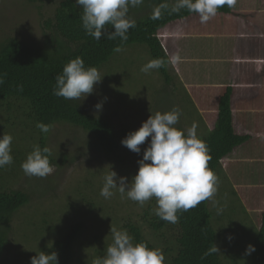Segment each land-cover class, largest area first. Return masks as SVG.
Returning <instances> with one entry per match:
<instances>
[{
  "label": "rangeland",
  "instance_id": "1",
  "mask_svg": "<svg viewBox=\"0 0 264 264\" xmlns=\"http://www.w3.org/2000/svg\"><path fill=\"white\" fill-rule=\"evenodd\" d=\"M59 1L44 0L31 4L25 0H0V42L15 36L27 42L42 45L48 35L44 29V21L51 17ZM244 3L248 6L251 4L252 8L255 7V3L251 0H244ZM198 17L196 23H191L189 27H187V21H177L160 33L163 49L169 60L172 55L176 54V51L184 53L183 56H179L178 61L168 64V74L172 79L169 85L165 83L158 70H151L148 74L141 71V67L152 60L144 45L127 46L116 54L106 67L99 70L101 77L104 78L95 86L94 93L85 99H79L84 110L109 121L118 132L129 127L136 131L151 113H165L175 107L181 112L176 127L180 126L187 130L195 124L199 137H204L208 130H213L214 118L208 119L205 116V114L211 115V108L205 112L204 106L205 101L216 103L217 93L212 89L206 91V94L200 89L196 92L190 77L197 76L200 82L202 74L197 73L196 67L186 68L187 71H183L182 66L185 65L186 58L190 59L192 55L197 61L202 63L205 61L209 65L211 78L216 77L220 67H214V62L218 63L224 58L219 56L220 52L214 46L218 43L219 48L226 47L225 56L228 65L238 27L229 17L225 18L222 15H216L206 23H201ZM193 27H195L194 30ZM248 29L241 34L239 39L242 40H238L240 46L237 50L239 55L237 66L244 63L243 61L255 62L254 66L246 63L247 74L251 78L250 68L252 70L261 68L259 66L264 64V58L260 59L256 53L247 51L251 48V51L255 52L253 46L256 50L259 49L253 38L255 34L260 35L261 33L256 28L254 32ZM192 30L193 33L185 35ZM186 47L190 53H185ZM210 83L211 80L208 79L207 85L211 86ZM253 85L255 87L252 90H242L241 95L244 98H251L254 94L257 95V92L260 93L258 88L264 85L261 75ZM211 94L213 97L207 99ZM105 97L107 100L103 103L102 111L96 113L95 105L104 101ZM91 140L90 135L82 129L65 123L58 124L51 131L48 146L52 155L59 156L63 161L59 162L58 167L55 166L53 173L46 178L28 177L19 165V171L8 176V189L24 191L31 198L29 204L13 217L9 246L0 264H31V258L40 252L39 247L43 240L41 235L37 237L39 223H43V220L49 222L51 218L55 220L54 225L59 224L62 227L77 221L84 223L85 228L75 247L74 262V264H84L96 255L95 250L101 246V243L103 245L111 241V226L121 230L129 215L138 219L137 215L142 213L143 208L150 203L156 207L155 199H151L141 207L137 202L121 198L117 192L112 198L102 202L104 203L102 213L96 210L90 211L88 205L81 201L79 193L87 195L88 200L99 202V197L100 199L102 197L100 191L104 183L103 177L111 170L115 171L119 177H128L131 181L138 172V161L142 159L143 149L147 146L146 142L141 146V153L136 154L122 145L117 153L109 157L93 147ZM28 147L29 149L34 148V145L30 144ZM29 149H27L26 156L30 153ZM255 152L257 155L262 152L264 156V151ZM257 155L250 154V151H245V149L234 151L232 160L238 164L237 170L230 169L234 161L228 162V169L225 168V170L230 173H226V176L231 175L230 180L222 178V183L225 185L221 187H225L229 181L236 182L235 178H239L240 190L245 189L241 198H246V195L249 196L251 193L255 195L251 198L254 206L246 208L249 215L246 214L244 208L234 211H230V207L223 209L225 213L234 215L230 227L232 226L233 234L236 236H241L243 229L248 228V233L256 229V225L259 224L257 215L264 211V157L259 162L255 159ZM251 158L252 160L249 161ZM232 188V185L230 187L229 184L227 185V191ZM220 196L217 192L211 201V208L215 212H217V207H222L215 203L218 202ZM227 196L232 201L234 200L230 194ZM235 206L239 207L236 203ZM98 214L103 215L101 217ZM223 223L229 224L225 219ZM35 225L39 226L35 227ZM46 244L49 246L52 243L46 240Z\"/></svg>",
  "mask_w": 264,
  "mask_h": 264
},
{
  "label": "trees",
  "instance_id": "2",
  "mask_svg": "<svg viewBox=\"0 0 264 264\" xmlns=\"http://www.w3.org/2000/svg\"><path fill=\"white\" fill-rule=\"evenodd\" d=\"M25 1L35 4L44 0ZM161 3H168L169 8L162 10L160 18L153 20V10ZM174 4L175 0H144L138 7L130 8L129 16L136 21V27L129 30V40L123 45V49L131 45H144L152 60L163 59L165 67L158 69V72L168 85L172 80L168 74L170 60L163 49L160 33L172 23L198 15L187 10L172 13ZM81 15L82 9L76 5V0H60L51 17L44 21L48 35L42 45L15 36L0 42V73H7L5 83L0 85V137L4 133L13 137L11 154L14 157L13 164L0 169V262L9 246L13 217L29 204L31 198L24 191L8 189V176L19 171L27 158L30 144L49 148L51 131L42 133L37 123L52 124L54 127L65 123L82 129L92 138V146L109 157L117 153L122 146L121 141L135 131L129 127L117 132L109 121L85 111L79 100H65L52 94L55 77L62 73L64 66L72 59L82 57L86 67L94 66L101 70L118 54L113 48L120 41L102 38L98 42L87 36L82 28ZM217 15L246 17L227 5L219 8ZM108 30H112L111 26ZM20 85L23 86L22 91L19 90ZM232 95L233 88L228 86L218 99L214 129L208 130L204 137H198L209 147V167L219 178L218 194L222 196L218 204L224 210L229 207L230 211L244 208L246 212L247 207L252 208L254 205L248 195L241 198L245 189L240 190L239 178H235L236 182H227L233 188L238 183L236 188L227 191V185L221 187L225 185L222 178L230 180L231 175L226 176V173L230 174L225 170L228 169L227 163L234 161L230 169L237 170L238 164L232 160L234 151L246 149L255 141L253 135H241L235 131ZM177 128L182 129L180 126ZM33 149H29L30 153ZM49 159L56 167L63 161L59 156H53L52 152ZM81 193V201L88 205L90 211H104L102 202L107 199L99 197L96 203ZM229 194L234 198L233 201L228 198ZM211 201L206 200L187 212L178 213L179 220L175 224L160 220L153 213L155 207L150 203L137 215L138 219L129 215L121 230L127 229L134 237V243L146 242L150 248L162 249L166 257L165 264H264V211L257 215L259 224L256 229L250 230V233L248 228L243 229V234L236 236L230 227L234 215L224 211L217 214L211 208ZM58 214L57 211V219ZM100 215L102 217L103 214ZM224 219L229 224L223 223ZM42 222L40 226L35 225L39 226L37 237L41 235L43 238L39 250L48 254L56 252L58 264H74L75 247L85 228L84 223L77 221L62 227L54 225L53 218L49 222ZM229 236L234 238L229 241ZM46 240L52 244L45 245ZM111 243L112 238L108 243H101L95 250L96 255L84 264H94L97 258L105 255V249ZM212 243L219 248V253L206 256ZM249 245L255 251L249 252Z\"/></svg>",
  "mask_w": 264,
  "mask_h": 264
},
{
  "label": "clouds",
  "instance_id": "3",
  "mask_svg": "<svg viewBox=\"0 0 264 264\" xmlns=\"http://www.w3.org/2000/svg\"><path fill=\"white\" fill-rule=\"evenodd\" d=\"M144 0H76L82 9L80 17L82 28L87 36L96 41L106 38L109 41L119 40L113 48L119 53L129 40V30L136 27V21L129 16L130 8L141 5ZM235 0H175L172 13L187 10L199 15L200 22L206 23L217 15L218 9L227 5L232 7ZM169 8L168 3H161L153 10L152 19L160 18L162 10ZM111 26V31L108 27ZM180 59L178 54L171 56L169 62ZM165 67L163 59H153L141 67L148 74L151 70ZM7 73H0V85L5 83ZM104 78V77H103ZM103 78L97 67L85 66L82 57L68 62L61 74L55 77L52 94L65 100L87 98L95 91V86ZM23 90V86H19ZM105 100L95 105L96 113L103 109ZM94 113V114H96ZM181 112L173 107L171 111L151 113L142 126L130 132L121 143L129 150L143 157L138 161L137 174L129 181L128 177H119L110 171L103 177L104 183L100 195L110 199L118 192L121 198L137 202L143 207L146 202L155 199L153 213L162 221L177 223L178 213L187 212L201 202L213 199L218 192L219 178L209 167L211 156L206 142L197 135V125L182 130L176 127ZM37 128L44 134L54 129L52 124L37 123ZM150 138V139H149ZM13 137L5 134L0 137V169L14 163L12 153ZM51 152L48 147L35 145L26 160L21 164L28 177L46 178L52 174L55 166L50 163ZM215 202V201H214ZM218 204V202H215ZM223 207H217V214ZM112 243L105 249V255L97 258L94 264H165L162 249L150 248L146 242L134 243V237L127 229L110 228ZM234 237L229 236L231 241ZM255 251L249 245V252ZM219 253V248L212 243L205 255ZM31 264H58V254L40 251L31 258Z\"/></svg>",
  "mask_w": 264,
  "mask_h": 264
},
{
  "label": "crops",
  "instance_id": "4",
  "mask_svg": "<svg viewBox=\"0 0 264 264\" xmlns=\"http://www.w3.org/2000/svg\"><path fill=\"white\" fill-rule=\"evenodd\" d=\"M251 1L255 3L254 8L250 7L251 4L250 6L245 4L244 0H235V3L232 7L234 11L244 13L246 17L222 15L225 16V18L229 17V19L237 25L238 31L235 37V42H233L234 48L232 49L230 55V63L228 65L226 61L227 57L225 56L227 54L226 47L222 46V48H219L218 43H216V45L214 46V48L220 52L219 56L221 58H224L220 59L218 63L214 62V67H220L219 73L217 72L216 77L211 78L209 65L206 64L205 61H203V63L197 61L193 58L192 55H190V59L186 58L187 61L184 62L185 65L182 66V68H184L183 71H187L186 68L191 69L192 67H196L197 73L202 74L200 82L197 76L190 77L192 79L191 82L196 92L198 89H200L203 93H205L206 91L212 89L213 92L217 93V102L214 103V101H205L204 106L205 112L208 110V108H211V118L207 114H205V116L208 119L214 118L213 121L215 123L217 119L216 107L218 106L219 97L222 95V93L225 92V89L228 86H231L233 88L232 108L235 131L241 135L250 134L255 137L254 144L251 143L252 145L246 146L245 151H250V154L257 155L255 151H264V85H261V88H258L260 89V93L257 92V95L254 94L251 98H244L241 95V92L242 90H252L255 87L253 84L257 82L260 75L262 77V80H264V64L262 63V65L259 66L261 68H255V70H252V68H250L252 76L251 78H249L247 74L248 66L246 65V63L249 62V60L247 62L243 61L244 63H242L240 66H237V59L239 57L237 50L240 46L238 40H242L239 38L241 34L244 33L245 29L248 28V31L253 32L256 28L257 30H260L261 33L260 35L255 34L253 38V40H256L259 49L256 50V48L253 46L255 52L251 51V48H248L247 51L249 53H256V56H258V58L260 59L264 58V0ZM198 16H195L193 18H187L182 21H187V27H189L191 23H196ZM194 29L195 27H193V30ZM193 30L185 35L188 36L189 34L193 33ZM186 48L187 51L185 53H190L188 47ZM176 54H178L179 56L184 55V53L180 51H176ZM247 64H252L254 66L255 62ZM208 79L211 80V86L207 85ZM211 97H213L212 94L208 96L207 99H210ZM259 147L261 148L259 149ZM241 149L243 150V148H240L239 150ZM239 150L237 149V151ZM263 157L264 156L262 155V152H260V154H258L255 159L261 162ZM251 160L252 158L249 161ZM254 196V193H251L248 197L250 198V200H252L251 198H253Z\"/></svg>",
  "mask_w": 264,
  "mask_h": 264
}]
</instances>
